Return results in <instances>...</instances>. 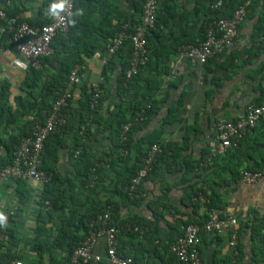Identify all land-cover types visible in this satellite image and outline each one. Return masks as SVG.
<instances>
[{
    "label": "crops",
    "instance_id": "0c3cea01",
    "mask_svg": "<svg viewBox=\"0 0 264 264\" xmlns=\"http://www.w3.org/2000/svg\"><path fill=\"white\" fill-rule=\"evenodd\" d=\"M47 2L48 0H0V10L14 11L21 20L43 25L49 22V18L44 16ZM195 2L196 0H178V12H191ZM259 9L255 8L244 18L238 27L233 45L219 56L210 58L205 64L191 58L177 61L176 52L171 54V49L169 50V46L176 40L196 33L195 27L185 33L188 34L186 37L179 35L176 30L172 32L170 27L166 28L160 39L155 36L152 38L151 45L147 47V62L139 73L138 87L143 88L141 90H144L145 82L150 79L155 80L160 87H152L154 93L151 104L155 110L149 111V125L139 131L138 136L157 134L156 138L167 148L165 153L160 151L161 159L170 157L174 152L179 155L175 154V162L169 160L170 170L164 174L162 180L151 177L145 181L139 203L134 207L130 205L119 208L117 216L114 217L119 221L138 215L153 220L156 209L154 206L167 200L172 209L163 211L164 221L174 224L178 216L185 219L188 215L201 219L200 217H204V208L193 210L188 193L191 186L203 188L206 193H210L213 188L222 204L215 213L219 216H234L238 235L233 247L230 245L231 230L220 234H204L200 247L203 264H219L221 259L227 257L233 261L235 253L239 255L236 264H261L263 258L264 117L247 131L236 152V160L229 153L230 149L211 157V150L217 144V125L224 120L239 119L244 115L248 104L264 101V44L258 43L255 35L256 24L262 13ZM130 14L136 20L132 6L120 3L114 11V18L122 21ZM110 40L102 41L94 55L80 64L84 67L79 70V78L70 88L73 106L77 105L80 84L85 83L93 88L104 81L103 77L107 73V44ZM193 40L197 41V37ZM17 58L15 50L5 46V42L0 44V89L4 84L9 85L10 102L23 94L21 82L27 70L16 63ZM165 69L169 74L173 69L176 70L175 77L168 80L166 74H160ZM260 69L261 72L258 71ZM41 82H44L43 78ZM107 94L99 108L100 120L108 118L118 102L115 73L108 77ZM178 103L181 104L177 107ZM173 108L175 109L171 110ZM146 109H149V105ZM170 114L173 120L167 122L166 117ZM92 130L98 134L99 141L93 143L94 152L101 156L104 151H108L111 142L107 131L100 125H95ZM238 156L250 157L242 162L237 159ZM230 159L233 162L230 163ZM57 166L61 177H71L72 184H77L78 178L74 176L75 169L69 159L68 150L60 155ZM245 168L261 174V178L252 183L244 182L240 172ZM41 190L42 186L27 180L19 184L15 180L7 179L0 184V214L5 217L4 222L0 223V243L3 247L0 249V258L10 255L14 257L13 260H20L22 264L69 263L68 248H57L51 244L60 224L58 216L47 220L44 227L48 246L43 251L37 250L35 236ZM82 201V197L75 198V202ZM160 223L166 228L165 222ZM119 242L125 247V251L136 247L139 253H149L153 250L152 246L158 244L155 242L142 245L141 237L131 240L129 236L123 237ZM105 249L104 237L97 238L93 254L103 257ZM87 264L109 263L102 259L99 262L91 260Z\"/></svg>",
    "mask_w": 264,
    "mask_h": 264
},
{
    "label": "trees",
    "instance_id": "16d2710c",
    "mask_svg": "<svg viewBox=\"0 0 264 264\" xmlns=\"http://www.w3.org/2000/svg\"><path fill=\"white\" fill-rule=\"evenodd\" d=\"M144 1L74 0L73 14L69 19L68 31L66 33L58 32L53 37L50 43L52 52L39 58V68L28 67L21 82L23 94L15 97L13 102H10L9 85L4 84L0 89V169L12 162L21 139L30 135L37 124L44 123L54 101L66 89L71 70L76 65L83 64L85 59L93 56L102 41L113 38L123 22L129 20L132 26L139 24ZM245 1L247 0H222L220 7L213 8L212 6L217 0H196L191 12L179 13L177 10L178 0H164L157 10L154 27L147 30V47L149 48L151 45L154 36L160 39L163 32L165 33L164 30L169 27L172 32L176 30L179 35L185 37L188 36L185 33L187 31L189 33L192 28L195 27L197 30L196 33L188 36L190 39L179 37V40L170 45L171 54L175 53L180 45L189 43L196 45L206 38L208 24L212 20L229 18ZM120 3L132 6L136 20L132 14L126 16L122 21L115 20L114 11ZM258 7L262 13L259 15L256 24L255 35L257 37L264 29V0H249L245 15L246 17L249 15L248 13ZM4 12L7 17H14L21 21L14 11ZM26 22L30 25H37L29 21ZM3 23L0 20V44L4 43L6 39L5 29L2 27ZM196 37L197 41H194L193 39ZM131 58L132 43L130 39L126 38L106 63L107 73L103 77L104 81L98 85V98L93 99L94 90L91 85L80 84V95L76 100L77 105L73 106L71 99L69 100L68 112L70 116L65 125L59 131L51 133L44 142L41 152V167L50 174V180L42 186L41 196L38 200L40 209L35 236L38 251H43L48 246V236L44 225L48 223V219L51 220V217L58 216L60 224L54 242H51V244H54L57 248H68L67 260L69 261L71 253L78 242L87 237L98 226L96 217L111 207V216L106 224L119 229L114 241L118 255L131 258L133 264H188L179 261L170 251V246L176 241L177 237L183 234L184 227L194 223L202 224L207 219L210 211L218 210L222 206L219 195L213 188L210 193H206L203 188L191 186L187 197L193 210L200 207L204 208V217H200L201 219L188 215L185 219L178 216L174 224L164 221L163 211L172 209V206L166 200L160 203L159 206H154L156 209H154V212L152 210L153 220L132 215L127 220L116 221L114 216H117V210L130 205L134 207L139 203L145 181L151 177H157L159 181L162 180L164 174L170 170L171 163L169 160L175 162L176 155H179L174 152L170 157L161 159L162 155L158 152L146 176L141 179L132 193L129 192L128 185L142 167L151 146L157 144L160 151L164 153L167 150L156 138L157 134L155 133L138 136L139 131L149 125L150 120L147 115L150 110H155L151 104L154 93L153 88L157 89L160 86L155 80L150 79L145 82L144 90H141L143 88L138 87L140 71L127 79L125 73L130 68ZM261 70L258 71L261 72ZM168 72L165 69L160 74L168 76ZM114 73L117 82L118 102L108 118L100 120L99 108L108 95V77ZM42 78L44 82H41ZM145 92L147 96H145ZM139 96L141 98H138ZM179 104L181 103H178L177 107ZM253 104H261V102ZM148 105L149 109H146ZM263 117L264 115L258 122ZM166 120L171 122L173 120L172 115L167 116ZM104 121L105 123H101ZM226 121H236V119ZM126 124H130V126L125 139L122 140L121 131ZM95 125H100L104 131H107L111 142L108 151H104L101 156H97L93 148V143L99 142L97 141L98 134L92 130ZM251 128L253 127L247 128L242 135L239 147L229 150V153L233 155V159L236 160V152H238L247 131ZM65 150H68L69 159H71L75 169L74 176L78 178L76 185L72 184L71 177L63 178L59 174L57 162ZM77 151L78 153H76ZM122 151H126V153L122 155L120 153ZM249 157L238 156L237 159L243 162L248 160ZM159 161H161L160 164ZM229 162L231 163L233 160L230 159ZM227 167H223V169ZM92 169H95L94 173H92ZM245 169L250 171V169ZM242 171L240 172L241 177ZM15 181L21 184V181L24 180L18 179ZM207 185L209 186L208 182ZM200 193L207 198V202L203 206L193 200V197ZM76 197H82L83 201L81 203L75 202ZM155 204H157L156 201ZM82 208L83 210H81ZM161 221L166 223V228L162 227ZM80 231L81 233H79ZM204 234L207 233L200 234L201 242L198 247L201 264H203V261L200 255V247ZM236 235H238V232ZM128 236L131 240L141 237L143 239L142 245L146 243L154 244L155 242H158V244H154L152 246L153 250L149 253H139L136 247L125 251V247L121 245L119 240ZM2 248L0 243V249ZM142 248H145V246H142ZM13 258L10 255L7 257L6 255L2 256L0 264H9ZM238 258L239 255L235 253L233 261L232 258L227 257L221 259L219 264H236Z\"/></svg>",
    "mask_w": 264,
    "mask_h": 264
},
{
    "label": "built area",
    "instance_id": "2783aa9c",
    "mask_svg": "<svg viewBox=\"0 0 264 264\" xmlns=\"http://www.w3.org/2000/svg\"><path fill=\"white\" fill-rule=\"evenodd\" d=\"M164 0H145L142 8L141 20L138 25L132 26L129 20L123 22L114 37L107 44V61L118 50L124 39H130L132 43V58L130 68L126 71L125 77L131 78L137 74L141 67L147 62V41L146 33L149 28L154 27L157 17V10ZM59 0H48L44 9V16L49 18V22L38 26L30 25L26 21H19L14 17H7L4 10H0V20L5 29V46L12 48L18 55L17 64L26 67L39 68V58L52 52L50 43L58 33H66L69 28V19L73 14L74 0H67L65 7L58 15H53L50 11L51 5ZM249 0L238 7L229 18H219L212 20L208 24L206 38L196 45L183 44L176 51L175 58L179 61L182 58H191L200 64L206 63L210 58L217 57L227 48L231 47L237 35V27L245 18ZM222 0L212 6L220 7ZM132 29V30H131ZM258 43L264 44V29L257 37ZM84 65H76L68 76L66 89L57 97L53 107L46 117L43 124H37L32 133L21 139L17 145L13 160L10 164L0 169V184L3 181L23 179L31 181L36 185L43 186L50 180L48 174L41 167V152L46 138L53 132L59 131L70 116L68 104L71 98L70 88L79 78V70ZM176 70L170 72L168 80L175 77ZM96 100L99 90L96 85L93 87ZM264 115V101L261 104L250 103L246 106L244 115L236 121H222L217 125V144L211 150V156L225 153L229 149L239 147L242 135L247 128L254 127L258 120ZM130 124L123 126L121 139L124 140ZM160 152L157 144H153L144 159L142 167L137 171L128 185L129 192H133L144 178L156 157ZM78 153V151L76 152ZM122 155L126 151L120 152ZM95 169H92V173ZM242 180L252 183L261 178V174L251 172L246 169L242 171ZM193 200L203 206L207 202L206 196L198 194ZM46 204H48L46 202ZM111 216V207L103 214L96 217L98 226L87 237L78 242L71 253L68 264H87L93 260L99 262L102 259L109 264H133L129 257L117 254L115 239L119 229L115 226H107ZM225 230H231L230 245L234 247L236 243V218L232 215L220 217L215 211L208 213L207 219L202 224H190L183 228V234L177 237L176 241L170 246V251L181 262L188 264H201L199 257V244L201 233L220 234ZM264 238V227L262 230ZM105 239V255H94L92 250L97 238ZM9 264H22L20 260L10 261ZM261 264H264V254Z\"/></svg>",
    "mask_w": 264,
    "mask_h": 264
},
{
    "label": "clouds",
    "instance_id": "9594fccd",
    "mask_svg": "<svg viewBox=\"0 0 264 264\" xmlns=\"http://www.w3.org/2000/svg\"><path fill=\"white\" fill-rule=\"evenodd\" d=\"M67 0H59V2L54 3L51 5L50 11L53 15H58L60 11H62L65 7V3ZM5 220V217L0 214V223H3Z\"/></svg>",
    "mask_w": 264,
    "mask_h": 264
}]
</instances>
